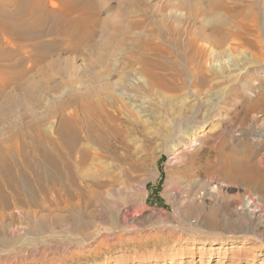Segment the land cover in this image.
Masks as SVG:
<instances>
[{
	"label": "rangeland",
	"instance_id": "374dc122",
	"mask_svg": "<svg viewBox=\"0 0 264 264\" xmlns=\"http://www.w3.org/2000/svg\"><path fill=\"white\" fill-rule=\"evenodd\" d=\"M74 1L87 13L72 19L84 14L87 25L73 38L91 33L82 50L59 32L55 0H44L43 58L0 21V150L27 123H41L51 147L60 120L110 117L123 138L100 148L101 167L137 191L103 204L81 180L70 197L57 187L39 206L11 201L0 209V264H264V151L252 141L264 124V0ZM11 3L0 0V13H14ZM194 125L200 144L172 164ZM81 149L92 172L94 152ZM247 196L258 220L240 211ZM123 207L133 214L125 221Z\"/></svg>",
	"mask_w": 264,
	"mask_h": 264
},
{
	"label": "bare ground",
	"instance_id": "6f19581e",
	"mask_svg": "<svg viewBox=\"0 0 264 264\" xmlns=\"http://www.w3.org/2000/svg\"><path fill=\"white\" fill-rule=\"evenodd\" d=\"M11 1L12 3L10 4V6L12 7L13 5L14 8L13 7L12 8L14 10V13L13 12L12 13L11 12L0 13L1 23H8L9 21H11L12 22L11 26L13 30L21 34V37L24 40L34 42V48H36L39 51L37 56L40 58H43L46 54V51L47 52L49 51V46L46 45L43 41H41L42 38L45 37V34L42 32L41 28H43L44 22L48 19V16L50 15V12H47L46 10L44 11V6H45L44 0H40L36 4L32 2L33 0H27V1L26 0H11ZM55 1L61 3L64 6V10L62 13H58V15H54L55 16L54 18H56V16H60L61 20L64 23V25H61L59 32L63 35V37L65 38V41H70L72 42V44H74L73 49L75 51L79 48L81 49L82 47L80 46H85L86 48L88 46L87 40L91 36V33L87 37L85 42H84L85 38H73V36L80 29H83L87 25V16H84V14H86L87 12L77 11L78 10L76 8L77 1H74V2L73 0H55ZM30 4L31 5L35 4V5L33 8V12L32 13L29 12L28 14L26 7H29ZM29 10H30V7H29ZM43 11L46 12V14L45 16L41 17L40 13ZM74 12L75 13L77 12L78 15L80 13H84V14H82L79 18L72 19L71 14H73ZM93 12L94 11L91 8L89 13L93 14ZM23 14H24L23 19H21L22 17L20 15H23ZM32 14L33 16H31ZM91 22L92 21H90L89 24ZM33 23L37 24V27L35 29L30 27L31 24ZM11 31L12 30H10L8 33H10ZM201 36L202 35H200V37ZM235 39L239 40L240 36L236 34ZM202 40H203V37H202ZM237 44H240V43H237ZM69 47L71 49V45ZM115 123L116 121L110 117H108V121H105V122L100 121V118H98V115L96 114L93 116V120L89 122H84V121L82 122L76 118H72L70 120L62 119L60 120V123H58L57 129L54 131L57 138L54 141L50 139L51 147H47L44 145V143L49 140V137H48V134L42 128L41 123H27L28 127L26 128L27 129L26 131L23 129H20L21 127L16 128L12 132L10 137L8 138V145L5 147L4 149L5 151L0 150V209L2 210L8 209L11 205V201L15 203L17 202L16 204H19V205H29L30 206L31 204H35L39 206L41 204L40 200L42 199V197L48 194L50 191L55 190L57 187L64 192L63 193L64 197H70L71 196L70 194L71 186L73 184H76L78 181L81 182V180L82 182L85 180L87 182L89 181L92 187H94L96 190H100L102 188L109 189V191L108 189L106 190V193H107L106 196L103 194L104 192L92 190L93 196L97 198H102L104 202V203L102 202L103 204H107L109 202H113L114 204H116L117 203L116 201L120 197L121 194L129 195V194L136 192L137 190L133 188V186L135 185L133 186L127 185L128 181L126 183L124 179L122 180V178L124 177L117 179L112 175L115 178L114 179L111 176L110 171L108 169H105L106 167L105 168L103 166L101 167L102 161L99 156L100 148L101 147L104 148L108 144V143L106 144V142L110 143L112 142V140L115 141L120 138H123V133L121 132V130H119L120 128L119 129L116 128V126L114 125ZM199 130L200 128L194 125L190 127V129L183 132V133H186L185 134L186 137L184 138H186V140L189 143L187 144L186 148L182 150L179 149V151H175L173 156L170 158V160L172 161V164L173 162L178 161V159L182 157V153L190 152L196 146L200 144L199 138H203V136L198 135ZM252 141L254 144H256L255 146H257L259 149L264 151V124L261 125L259 132H257V135L252 138ZM123 144L124 143H122L121 145ZM83 145L89 146L91 150L94 152V161L93 163L91 162L92 163V172L90 171L91 173L90 172L88 173L87 170L85 171L83 169L87 165V162L90 161V155L87 152V150L85 151L81 149ZM126 145H127V142H126ZM110 147L112 148V145ZM108 148H109V144H108ZM29 149H31L37 157V159L33 162L30 161L29 158L27 157L28 156L27 152L29 151ZM116 150L117 148L115 149V151ZM123 150H125V148ZM106 151L108 150L106 149ZM126 155L128 156V154ZM72 158H74L75 160L73 161ZM128 159H130V164H127V165L130 166V168L135 167L136 162L133 160L132 157L121 158L119 159V162H121V164L122 163L125 164L129 161ZM185 162H187V160ZM259 162L261 164L259 165L261 166L263 174H264V154H262V156L260 157ZM235 169L236 170L238 169L239 173H241V170L243 169V165L242 166L236 165ZM222 173H223V176H225L226 178H230L232 176L230 173V169L228 168L226 169L223 168ZM112 178L115 181L118 180L116 182L117 183L116 186L109 185L110 183H112L111 181H113ZM99 179L100 180L106 179L107 184L105 183L101 184V182H99ZM213 188L215 189L216 186H214ZM251 197L252 196H247L246 203L239 205L240 209H242L240 211H242V213L245 216L249 217L250 219L258 220L259 219L258 215H262L261 214L262 208L257 207L258 205L255 204V199H252ZM132 215L133 214L130 213V208H127V207H123L119 211V216L121 217L123 221L127 220V218H131ZM262 220L264 221V217ZM41 222L44 223V220Z\"/></svg>",
	"mask_w": 264,
	"mask_h": 264
}]
</instances>
